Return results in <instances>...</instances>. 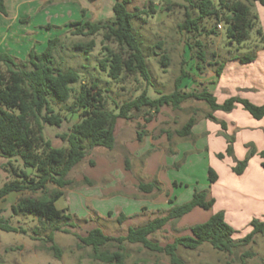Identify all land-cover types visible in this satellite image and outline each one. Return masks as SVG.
<instances>
[{
  "label": "rangeland",
  "instance_id": "1",
  "mask_svg": "<svg viewBox=\"0 0 264 264\" xmlns=\"http://www.w3.org/2000/svg\"><path fill=\"white\" fill-rule=\"evenodd\" d=\"M68 1L71 5L67 4L66 11L57 10L59 17L66 15L65 19L49 20L55 27L44 26V36L41 35L35 52L41 53L48 40L59 38L54 54L55 67L61 71L75 70L80 75V82L97 84L109 110L135 99L143 91H146L151 99H156L159 94H169L173 92L174 83L180 76L181 92L192 93L206 89L212 95H218L222 73L228 69L237 73L235 68L240 63L235 58L256 55L257 51L260 56L264 55V45L256 50L259 37L255 30L250 32L249 40L240 45L229 44L225 38L223 24L217 25L214 19L210 18L203 19L195 32L179 31L178 25L185 19V12H189L192 18L197 17L196 11L185 0H131L128 11H143L152 3L155 12L142 14L132 21L134 32L147 56L146 63L151 81L148 85L138 76L124 75L114 81L98 68L99 60L104 57L101 36H72L68 27L69 23L82 18L90 22L111 18L113 0L86 3V8H81L77 1ZM247 4L257 15L259 27L263 29L264 35V7L252 2ZM75 5L78 9H83L82 18L79 11L78 15L74 14L75 10L77 11ZM47 13L50 11L44 12V15ZM32 21L38 23L47 20ZM213 28L215 33H210ZM12 31L15 32V29ZM90 40H93L95 47L89 54L73 49L74 44L88 43ZM158 43L161 44V49L156 48ZM108 46L115 49L113 44ZM162 54H166L169 59L166 68L159 64ZM199 54L203 59H199ZM26 57H16V60L25 61ZM220 66L222 69L217 76L216 70ZM0 70H3L1 65ZM78 87L79 84L73 86L74 90ZM228 95L223 93L222 97ZM70 104L71 100L64 104L53 102L54 111L65 118L60 128H44V137L49 139L54 147L66 146L60 136L68 133L71 126L79 121V112H71ZM145 111L146 109L132 112V118L128 121L119 119L115 127L114 148L92 149L67 176L71 185L62 189L63 196L56 201L55 207L58 210L66 209L71 215L72 222L76 225V228L70 229L71 234L53 232L51 225L31 215H12L11 206L19 198H40V193H12L0 200V218L7 220L10 226L26 232L21 234L0 231L1 264H103L92 259L90 248L78 247L79 242L75 235L85 236L88 231L98 228L107 236H124L128 228L143 226L148 221L164 217L171 207L189 202L194 191L205 192L206 199L213 200L212 207L207 210L195 208L180 219L169 222L163 229L148 237L151 242L165 245L177 237L189 236L191 227L206 222L218 212L225 215V221L230 218L239 219L233 226L226 221L234 230V242L243 239L252 231L251 226V231L244 226V216L249 213H264V186L259 182L250 183L253 178L257 181V175H236L232 168L246 158L250 149L255 150V146L242 138L243 131L238 132V136L230 127L225 135L233 138L232 155L226 156L223 152L222 159L217 157L221 149L220 142L224 145L226 143L224 132H218L221 128L219 122L239 123V115L253 120L248 113L239 105L228 113L211 112L204 102L188 100L177 110L170 107L160 109L150 123H145ZM209 113L217 122L206 118ZM189 118L194 119L191 135L186 138L177 137L175 132ZM141 131L145 132V135L138 142L136 134ZM168 134L171 135L170 139ZM242 151L243 159L237 160ZM248 158L247 165L251 163L249 170H254L252 164L255 163L256 157L253 155ZM125 159L128 161V168ZM258 160L264 161V158L259 157ZM8 162L10 165H7ZM14 168L23 170L21 160L0 157V188L15 179L11 171ZM209 169L218 177L213 184L208 181ZM26 172L32 175L30 170ZM148 177L150 182L160 185L161 192L155 189L152 194H146L138 190L134 182L145 183ZM85 180L91 184L85 183ZM54 189L52 185L47 186L48 193ZM123 207L124 210L128 209L125 212L127 219L120 225L116 220ZM233 214L238 216L233 217ZM49 234H52L54 244L61 250L60 259H56L52 252L47 250L50 246L46 239ZM108 249L115 250L113 247ZM124 249L126 264H170L169 258L164 254L150 252L139 244L126 243ZM176 255L185 264H263L264 233L256 235L249 245L236 247L230 253L218 252L208 243H204L195 250L179 246Z\"/></svg>",
  "mask_w": 264,
  "mask_h": 264
},
{
  "label": "trees",
  "instance_id": "2",
  "mask_svg": "<svg viewBox=\"0 0 264 264\" xmlns=\"http://www.w3.org/2000/svg\"><path fill=\"white\" fill-rule=\"evenodd\" d=\"M93 2L95 0H89ZM196 11L197 17L192 18L189 12H185V19L178 25L181 32L191 33L199 29L203 19H214L219 25L224 26L225 38L229 44H243L249 40L250 32L255 30L258 35L256 50L264 45V35L257 15L251 11L247 2L257 3L264 7V0H185ZM131 0H113L112 17L97 22L76 21L68 24L70 34L77 37L101 36V47L104 57L99 60L98 68L106 73L111 80H118L124 76H138L142 81L150 84L151 75L146 63V55L142 49L140 40L134 32L132 21L142 14H154L152 3L143 11L130 12L128 6ZM0 13L5 15L2 0H0ZM83 14V11H81ZM210 33H215V28ZM59 44V38L47 41L45 49L36 53L33 49L27 54L25 61H18L5 52H0V157L10 160L18 158L22 162L23 170L12 169L14 180L9 181L0 188V200L12 193H40V198L21 197L11 206L14 216L31 215L38 220L52 226L53 232L71 234L70 229L76 228L72 217L66 209L58 210L56 201L62 196V189L71 185L67 178L69 173L86 157L94 148L112 150L115 145V127L117 121L131 120L132 112L146 109L143 119L150 123L152 117L160 109L170 107L179 109L180 105L188 100L204 102L211 112H231L236 105L248 113L254 120L264 118V104L257 106L246 99L231 97L222 104H217L215 97L206 89L200 92L185 93L179 90L181 76L174 83V90L169 94H159L156 99L148 97L143 91L133 100L115 106L109 110L106 107L105 98L97 84L80 82V75L72 69L61 71L55 67V51ZM113 44L115 49L109 48ZM95 47L93 40L88 43H77L73 49L89 54ZM161 44H156L161 49ZM153 56H156L153 54ZM199 59H203L201 54ZM240 64H248L255 60V54L240 56ZM168 56L162 54L159 64L168 66ZM222 66L216 70L220 75ZM79 84L77 90L73 86ZM71 100L69 110L79 112V121L73 124L70 131L60 136L66 143L65 147H54L49 139L44 137V128H60L65 118L56 113L53 102L64 104ZM206 118L217 122L209 113ZM222 131L226 132V124L219 122ZM194 119L189 118L185 124L175 132L177 137L186 138L191 135ZM145 132H137L136 140L140 142ZM168 139L171 135H167ZM226 156L232 155L233 138L225 135ZM173 153V152H172ZM170 154V153H168ZM255 155V150L250 149L246 158L237 162L232 168L236 175L243 173L247 166L248 157ZM260 158H264V151L260 152ZM223 154H217L219 159ZM10 162L7 163V165ZM92 165V163H90ZM126 168L128 161L125 159ZM264 167V163H262ZM30 170V176L26 171ZM216 173L208 170V181L213 184L217 180ZM87 184L90 181L85 180ZM55 187L50 193L47 186ZM176 185V184H174ZM161 192L157 182L140 183L138 190L142 193ZM205 192L194 191L189 202L171 207L164 217L155 218L145 225L128 228L124 236L112 237L105 235L100 229L95 228L85 236L75 235L78 247L90 248L92 259L103 264H126L124 245L139 244L144 249L164 254L169 258L170 264H185L176 255L179 246L195 250L204 243H208L214 250L222 253H230L236 247H244L252 243L256 235L264 233V222L252 220V231L238 242L232 240L233 228L225 221L224 214H213L206 222L190 228V235L177 237L171 243L159 245L151 242L148 237L163 229L169 222L178 220L190 213L195 208L210 209L213 200L206 199ZM171 203V202H170ZM127 218L123 214L117 217V223L122 224ZM63 225L67 228H62ZM0 231L13 233H26L21 228L10 226L9 222L0 218ZM50 246L47 248L56 259H60L61 250L53 242L52 234L47 236ZM108 247H113L111 251ZM1 264V263H0ZM264 264V261H263Z\"/></svg>",
  "mask_w": 264,
  "mask_h": 264
},
{
  "label": "crops",
  "instance_id": "3",
  "mask_svg": "<svg viewBox=\"0 0 264 264\" xmlns=\"http://www.w3.org/2000/svg\"><path fill=\"white\" fill-rule=\"evenodd\" d=\"M74 1H77L79 3L78 5H81V8H86V3H90L89 0H74ZM96 1L97 0L93 2ZM99 1L100 0H98V2ZM2 3L5 9V15L0 13V52H5L14 58L27 56V54L32 49L35 51L37 43L39 42V40H41L42 36H44L42 34V29L44 28V26L46 25L47 28L50 27L54 28L55 26L50 24L51 22L49 20H60V19L64 20L66 15L59 17L57 10L62 9L66 11L67 4L71 5V2H69L68 0H2ZM82 10L83 9L80 10L77 7V11L75 10L74 14L78 15L77 13L79 11L80 17L82 18L83 17L81 13ZM49 11L50 13L44 15V12H49ZM32 20H47V21H40L36 23L33 22ZM260 21L262 22V20ZM13 29H15V32L12 31ZM248 64L250 65L245 66L246 64L244 65L239 64L237 68L234 67L235 70H237V73L236 71L234 70L232 71L230 69L222 73L221 80L218 86L220 94H218L219 96L217 94H213L217 104L220 105L225 100L231 97H239L242 99H246L252 104L257 106H261L264 104V55L260 56V52L257 51L255 55V60ZM223 93L229 95L226 97H222ZM238 119L241 120V122L236 124L234 122H226V121H222V122L226 124L227 133L230 127L234 133L236 132L238 134V136H239L238 132L243 131L242 133L244 134V136L242 138L250 141L255 146L254 157H256V161L255 163L252 164L254 170L251 171L249 170L251 164L250 163L246 166L241 176H243L244 174L245 176L246 175L250 176L251 174L257 175L258 176L257 181H255V178H253L250 181V183L257 184V182H259L264 186V171L262 167V163H264V161L258 160L259 159L258 154L264 151V118L257 121L254 120L253 118H251L253 120H250L247 119L245 116L239 115ZM218 132L221 133L223 131L220 128V131ZM220 148L221 149L217 154L223 153L225 151L226 143L224 145V143L220 142ZM242 156H243V151L242 153L241 152L239 153L238 156L239 159L237 160H242L244 157ZM124 171L126 172V170ZM149 182L150 179L148 177L146 178L145 184ZM134 183L136 186L140 184L138 182H134ZM152 193L153 192H151V194ZM126 211H128V209L124 210L123 207L121 214L125 216ZM234 215L235 214H233L232 216L234 217ZM253 219L259 222H264V213H258V212H256L255 214L249 213L246 216H244V220H243V223L245 224L244 226L250 228L248 229L250 231H251L250 222ZM226 221L228 224L233 226L232 224L238 223L239 219L235 220L233 218H230V219H226Z\"/></svg>",
  "mask_w": 264,
  "mask_h": 264
}]
</instances>
